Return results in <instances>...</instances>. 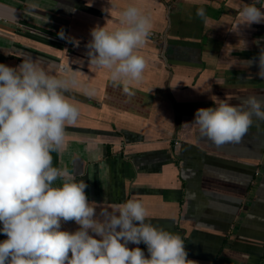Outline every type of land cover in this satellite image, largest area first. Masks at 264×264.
Returning <instances> with one entry per match:
<instances>
[{
    "label": "crops",
    "instance_id": "obj_1",
    "mask_svg": "<svg viewBox=\"0 0 264 264\" xmlns=\"http://www.w3.org/2000/svg\"><path fill=\"white\" fill-rule=\"evenodd\" d=\"M252 3L264 12V0H0V63L31 58L78 81L64 95L79 117L66 126L65 149L51 153L53 167L85 181L98 212L142 202L147 221L181 237L192 264H264V121L253 118L239 143L220 146L192 122L215 101L264 95V22L240 16ZM130 5L152 21L133 95L87 55L91 30L117 27ZM78 228L61 222L63 231ZM127 246L148 256L143 243Z\"/></svg>",
    "mask_w": 264,
    "mask_h": 264
},
{
    "label": "clouds",
    "instance_id": "obj_2",
    "mask_svg": "<svg viewBox=\"0 0 264 264\" xmlns=\"http://www.w3.org/2000/svg\"><path fill=\"white\" fill-rule=\"evenodd\" d=\"M240 16L243 24L264 22L254 3L245 4ZM151 29L150 16L128 6L117 27L91 30L89 64L106 70L114 86L133 95L132 85L143 79L146 67L137 52ZM58 35L65 38L63 31ZM259 68L264 79V51ZM69 84H78L74 74L50 75L31 58L16 67L0 63V233L7 236L0 242V264H192L181 237L147 221L142 202L130 199L98 212V203L86 195L88 184L53 167L51 153L65 149L66 126L79 117L64 95ZM215 105L197 109L192 122L217 146L239 143L253 118L264 121V95ZM57 179L62 186H53ZM62 221L79 228L63 231ZM129 243L145 244L148 256Z\"/></svg>",
    "mask_w": 264,
    "mask_h": 264
},
{
    "label": "rangeland",
    "instance_id": "obj_3",
    "mask_svg": "<svg viewBox=\"0 0 264 264\" xmlns=\"http://www.w3.org/2000/svg\"><path fill=\"white\" fill-rule=\"evenodd\" d=\"M166 9H170V5H167V6H166Z\"/></svg>",
    "mask_w": 264,
    "mask_h": 264
}]
</instances>
